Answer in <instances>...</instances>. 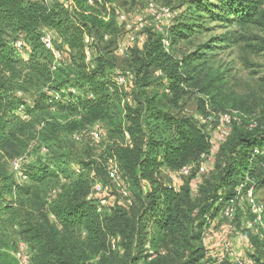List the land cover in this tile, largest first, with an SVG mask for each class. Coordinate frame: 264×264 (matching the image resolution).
<instances>
[{
	"label": "trees",
	"instance_id": "obj_1",
	"mask_svg": "<svg viewBox=\"0 0 264 264\" xmlns=\"http://www.w3.org/2000/svg\"><path fill=\"white\" fill-rule=\"evenodd\" d=\"M89 1L0 0V148L13 142L22 146L20 135L27 129L36 133L49 157L22 166L23 183L0 163V264H19L13 253L16 234L30 247L32 264H216L207 256L204 233L218 218L225 219L224 206L236 198L239 185L256 192L264 187V117L256 124L233 122L218 170L197 191L191 182L175 190L162 171L198 162L211 153L213 139L185 115L182 105L193 82L191 67L204 54L177 58L172 50L192 37L205 14L227 25L259 24L264 0H215L216 5L195 0L189 20H174L167 30L169 52L162 37L147 28L143 48H130L124 65L115 57L121 33L113 1ZM44 30L55 33V45L63 53L59 65L41 41ZM18 39L29 46L25 56L14 47ZM120 76L126 77L123 86L117 85ZM199 113L208 115L204 105ZM98 126L110 144L99 158L81 161V170L72 172L65 152L53 151V144L59 136L76 140L85 134L92 140L90 133ZM111 159L132 195L131 212L113 207L104 215L88 200L95 182L88 173L104 170L108 178ZM59 173L68 178L62 186L55 182ZM191 176L198 180L196 170ZM51 182L60 188L55 195H49ZM240 218L244 221L245 214L236 219L238 226ZM115 237H121L123 256L112 248ZM147 245L155 254L151 260ZM252 257L264 264L260 256Z\"/></svg>",
	"mask_w": 264,
	"mask_h": 264
},
{
	"label": "rangeland",
	"instance_id": "obj_2",
	"mask_svg": "<svg viewBox=\"0 0 264 264\" xmlns=\"http://www.w3.org/2000/svg\"><path fill=\"white\" fill-rule=\"evenodd\" d=\"M112 9L115 14V21L120 27V37L117 40L115 57L121 65H124L127 60V54H120L118 52L119 45L124 44L127 48H139L142 49V45L129 46L127 41V35L130 33H138L136 30V21L139 17L146 16L148 14V8L151 3L157 6H164L170 8L175 14V20L182 19L187 22L190 15H187L191 6L195 3V0H112ZM211 4L216 5V1L212 0ZM262 15L259 16V24L252 25H227L224 22L214 21L209 18L207 14L203 15V20L199 22V27L193 33L192 37L188 41L181 42L173 47L172 54L177 58H183L190 56L198 52H202L204 57L202 60L192 65L191 69L195 68L192 74L193 82L186 88V96L182 101L183 109L186 116L194 117L199 125L200 119L206 118L199 113V108L205 106L206 113L219 114L224 112H232L235 117L244 119L248 123H255L264 117V6L262 8ZM195 14V13H194ZM126 17L125 21L120 20V16ZM187 16V17H186ZM193 16V15H192ZM197 16V15H196ZM194 17V16H193ZM195 20L197 17H194ZM197 22V21H196ZM130 26V27H129ZM172 26V25H171ZM170 26V27H171ZM168 27L167 30L170 28ZM167 33V31H166ZM206 46V47H205ZM206 48V50L202 49ZM200 49H202L200 51ZM25 56V54H23ZM207 115V116H208ZM101 135L99 141L90 140L89 136L83 134L81 140H73L71 137L59 136L58 144H53V151L65 152L67 160H70V170L76 172L81 170L79 163L86 161L89 158H99L100 153L104 149V146L110 144V137L106 131L98 126L96 128ZM214 130H219L215 134L214 145L217 148L215 153L210 156L208 162V172L196 180L193 176H187L173 180V173L162 174L163 178L170 185L185 186L190 183L196 188L200 184H203L206 178L218 169L221 162L220 150L226 142V134L229 132L222 131L218 126L210 127L209 133L213 134ZM20 138L24 144L21 146L19 142L9 143L7 146L0 148V163L4 166V170L9 174H12L15 179L23 183L19 176V169L16 167V163L21 160L20 165L23 168H30L36 166L38 163L45 162L49 159L45 154L47 153L45 148L42 147V142L35 132L22 129ZM170 172V171H169ZM89 179L94 181H101L107 188H111L112 184L106 177V173L92 171L88 173ZM59 186L68 182L67 176L59 173V178L56 180ZM176 182V183H175ZM197 182V183H196ZM93 184V183H92ZM246 184H241L236 190L238 198V204L240 210H235L234 222L237 224V218L245 214L244 221L240 218V224H237V232H226V235L230 239H235L238 236L241 238H247L250 241L247 242L248 250L253 249L249 254L250 256H260L261 260H264V253L256 251L255 248H262L264 250V242L258 240V230H248L245 228L246 218H249L247 210L248 203L245 198L246 191L243 189ZM52 190L49 191V195H55L60 188L54 186V182H51L50 186ZM113 190V189H112ZM112 200L104 210V215L110 214L112 208L114 211L124 210L125 212H131L133 207L123 206L122 199L116 190L112 192ZM257 197L264 204V187L257 191ZM136 209V207H134ZM218 223L224 228L228 225V221L221 218L217 219ZM242 221V223H241ZM253 234V235H252ZM85 233H82L81 238H85ZM253 239L257 241L254 242ZM112 244L117 246L116 253L120 256L124 255L121 250V237H115L110 239ZM16 252L17 248L23 244H26L21 237L16 234L13 237ZM252 243L257 247H253ZM255 249V250H254ZM29 254L30 247L27 246ZM143 254V253H142ZM141 254V255H142ZM139 256V253H138ZM260 260V261H261ZM259 261V260H258ZM145 264L144 261L140 262Z\"/></svg>",
	"mask_w": 264,
	"mask_h": 264
},
{
	"label": "built area",
	"instance_id": "obj_3",
	"mask_svg": "<svg viewBox=\"0 0 264 264\" xmlns=\"http://www.w3.org/2000/svg\"><path fill=\"white\" fill-rule=\"evenodd\" d=\"M103 0H90L89 4L94 5L96 3H102ZM70 3H65V6L68 7ZM120 20L125 21L126 17L124 15L120 16ZM175 20L174 12L167 7L164 6H157L153 3L150 4L148 8V14L146 16L139 17L136 21V30L138 33H130L127 35V41L129 46H133L135 44L142 45L146 38L144 31L147 28H150L153 32H156L158 35L162 37V43L167 52L170 51L171 43L170 40L166 36L167 28L173 25ZM130 27V26H129ZM108 39V36L105 37ZM41 41L45 48L49 50L54 58V65H59L63 61V53L57 49L55 45V33L49 30H44ZM85 43L91 44V39L86 37ZM14 47L25 54L28 52L29 46L23 39H18L14 43ZM129 48L125 47L124 44L119 45L118 52L122 55L128 52ZM86 57L87 61L92 59V51L89 47L86 48ZM55 68V67H54ZM126 84V77L120 76L117 79V85L123 86ZM232 112H224V113H217V114H210L206 116V118L200 119V126L204 127L206 130H210L212 126H218L222 131L228 132L233 122H240V118L235 117ZM220 132L219 130H214L211 137L213 139L211 153L203 154L198 162L190 163L182 167L180 170H177L173 173V180L191 176L192 173L196 170L197 179L201 178L208 172V162L210 156L215 153L217 149L214 145V138L215 134ZM90 137L93 141H99L101 138L100 133L97 129H93L90 133ZM127 139H129V135H126ZM76 140H80L81 136H76ZM21 160L16 163L17 168L19 169V176L22 180L26 179L22 171V167L20 165ZM107 175L108 180L112 184L111 188H107L105 184L101 181H95L91 192L88 196V200L93 202L98 211L103 213L104 210L109 207L111 200H112V192L116 190L119 194L120 198L122 199L123 206H131L133 204V198L128 190L121 174L118 163L111 159L107 163ZM176 183V182H175ZM244 186V185H243ZM175 190H178V185H172ZM113 189V190H112ZM238 189V188H237ZM240 193V190L238 189ZM245 198L248 203V212L251 215L250 218L246 219L245 221V228L248 230H258L260 229V233L258 234L259 239L261 242H264V204L259 200L257 197V192L255 187H250L246 193ZM238 205V198L232 199L226 203L224 209L222 211V216L228 221V225H226L225 231H230L231 233H238L237 227L234 223V214L235 210L237 209ZM207 220H209L208 216H205ZM211 226L207 229V232L204 233L202 238V243L207 249V256L214 259L216 264H222L225 260H229L233 264H258L254 257L250 255L241 256L237 252L234 251L230 242H225L221 245V250L219 253L214 254L213 249H209V232ZM208 247V248H207ZM113 249H116V245L113 244ZM146 254L149 256V260L154 258L155 254L152 250H150L149 245L146 246ZM14 256L18 260L19 264H32L31 262V255L27 250V246L25 244L19 246L14 253Z\"/></svg>",
	"mask_w": 264,
	"mask_h": 264
},
{
	"label": "crops",
	"instance_id": "obj_4",
	"mask_svg": "<svg viewBox=\"0 0 264 264\" xmlns=\"http://www.w3.org/2000/svg\"><path fill=\"white\" fill-rule=\"evenodd\" d=\"M162 173H171L169 170H163ZM209 249H213L214 254L219 253L221 250V245L225 242H230L234 251L241 256L249 255L253 249L248 250L246 243L250 241L247 238H240L239 236L235 239H229L226 235L224 226L220 225L218 221H215L209 232ZM208 248V247H207Z\"/></svg>",
	"mask_w": 264,
	"mask_h": 264
}]
</instances>
